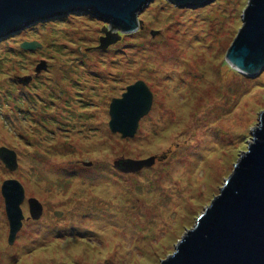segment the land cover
<instances>
[{
	"label": "rangeland",
	"instance_id": "rangeland-1",
	"mask_svg": "<svg viewBox=\"0 0 264 264\" xmlns=\"http://www.w3.org/2000/svg\"><path fill=\"white\" fill-rule=\"evenodd\" d=\"M247 3L153 0L132 33L74 12L0 39V148L18 164L0 161V264H161L174 253L264 112V69L249 77L224 61ZM104 30L120 37L103 48ZM137 81L152 105L122 137L109 128V106ZM151 157L137 172L114 166ZM6 180L25 195L12 244ZM29 198L42 205L38 220Z\"/></svg>",
	"mask_w": 264,
	"mask_h": 264
},
{
	"label": "water",
	"instance_id": "water-1",
	"mask_svg": "<svg viewBox=\"0 0 264 264\" xmlns=\"http://www.w3.org/2000/svg\"><path fill=\"white\" fill-rule=\"evenodd\" d=\"M177 7L204 5L213 0H167ZM153 0H0V39L15 34L37 22L82 12L107 23L111 29L128 34L139 28L138 16ZM104 48L119 39L104 30ZM36 42L20 48L34 50ZM245 76L253 77L264 69V0H248L242 15V27L224 60ZM152 105V94L143 81L126 88L121 98L109 106V128L122 137H132L139 120ZM252 142L240 156L233 173L220 194L211 202L177 245L174 253L161 264H264V112L252 133ZM154 157L133 161H116V169L132 173L149 167ZM0 161L14 171L16 154L0 148ZM9 224L8 243L12 244L24 218L21 204L24 189L16 180H6L1 187ZM29 215L38 220L42 205L27 200ZM60 217V213H55Z\"/></svg>",
	"mask_w": 264,
	"mask_h": 264
},
{
	"label": "bare ground",
	"instance_id": "bare-ground-1",
	"mask_svg": "<svg viewBox=\"0 0 264 264\" xmlns=\"http://www.w3.org/2000/svg\"><path fill=\"white\" fill-rule=\"evenodd\" d=\"M239 71V70H238Z\"/></svg>",
	"mask_w": 264,
	"mask_h": 264
}]
</instances>
